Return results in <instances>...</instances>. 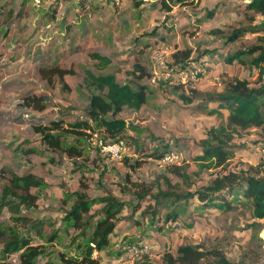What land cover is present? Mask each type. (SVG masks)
Returning <instances> with one entry per match:
<instances>
[{
	"label": "rangeland",
	"instance_id": "obj_1",
	"mask_svg": "<svg viewBox=\"0 0 264 264\" xmlns=\"http://www.w3.org/2000/svg\"><path fill=\"white\" fill-rule=\"evenodd\" d=\"M79 1L0 0V189L11 173L37 169L43 174L46 188L38 191L35 205L22 212L42 220L45 235L55 230L59 236L48 247L54 250V261L58 250L67 249L69 240L62 232V217L74 202L76 191L88 198L113 196L122 204L111 234L112 244L98 253L99 264H164L163 253L176 254L181 244L216 249L230 261L243 258L246 264H264V236L258 232V237L250 239L252 231L245 227L250 222L264 224V219L251 217L249 201L239 196L237 189L231 194L224 191L228 204L189 197L185 211L174 221H164L166 207L157 205L156 225L161 230L155 234H150L149 212L144 211L148 203L152 204L158 187L193 192L202 190L214 177L211 170L197 171L193 157L200 153L198 140L207 129L224 122L225 112L210 114L201 104L208 105L205 96L221 92L232 78L225 63L215 57L262 44L259 38L264 32L241 31L254 26L260 17L251 21L246 17L251 12H220L222 6L236 0H185L184 5L171 9L163 7L159 0ZM216 13L220 14L217 20ZM206 20L209 25H203ZM214 29L218 32L213 33ZM234 30L240 32L229 40ZM175 46L192 49V66L200 70L197 77L182 80L175 75L151 81L152 71L159 66L154 54L161 55L167 64L168 53ZM93 52L109 57L111 63L98 69L97 61L90 57ZM134 60L141 62L147 72L138 81L124 74ZM54 66L74 71V91L60 90L56 77L48 71ZM86 71L115 73L122 80L147 87L148 100L140 109L124 108L119 114L130 136L121 155L126 160L107 158L87 137L76 142L73 135H68L66 141L76 142L82 153L78 157L66 155L48 147L34 129L51 119L69 127L86 117L85 95L89 90L82 85ZM243 76L251 86H264V71L259 77L258 69L250 64L244 66ZM192 90L198 95L190 103L178 98L180 92L190 95ZM214 106L211 103L208 108ZM242 134L232 137L234 157L230 166H264V131L251 127ZM165 148L177 154V163L188 165L186 181L152 155L154 150ZM135 159L142 163L130 169L128 164ZM142 187L149 188V195L141 199L137 192ZM0 220L12 223L6 208L1 210ZM19 230L32 236V244L43 242L33 231L22 227ZM144 240L150 246L141 252L145 254L143 258L139 251H120L117 246ZM207 259L213 260V255L202 259V264H207ZM7 263L19 264L18 253L0 256V264Z\"/></svg>",
	"mask_w": 264,
	"mask_h": 264
},
{
	"label": "trees",
	"instance_id": "obj_2",
	"mask_svg": "<svg viewBox=\"0 0 264 264\" xmlns=\"http://www.w3.org/2000/svg\"><path fill=\"white\" fill-rule=\"evenodd\" d=\"M81 1L83 0H80L79 4H82ZM159 1L167 9L186 3L185 0ZM220 12L236 15L251 12L246 16L249 20L253 21L257 16L260 17V20L254 26L242 28L241 31L248 29L251 32H264V0L230 1L222 6ZM214 16V19L217 20L220 14L216 13ZM203 25H209L208 20L204 21ZM212 32L216 33L218 30L214 29ZM239 32L234 30L229 40L235 38ZM259 39L262 41L260 45L247 46L232 54L225 52L221 57H215L217 61L225 63L226 70L232 78L224 84L221 92L205 96L208 105L215 103L213 108H208L206 103L201 105L210 114L220 115L221 112H225L224 122L206 130L204 137L197 142L200 153L193 157L197 163V171L211 170L214 177L202 190L196 189L193 192H176L173 188L163 190L158 187L155 196L152 197V204L148 203L145 207L148 208L144 210L149 212L150 234L159 233L161 230L160 226L156 225L158 210L155 207L157 205L166 207L162 217L164 221H174L180 213L185 211L184 205L189 197H194L200 202L217 199L228 204L229 201L225 200L224 191L231 194L233 189H237L238 195L249 201L253 219H264L263 166L239 167L237 165L231 167L229 164L234 157L231 148L233 136H241L251 127H259L264 131V86H251L249 80L243 76L246 64L258 69V76L264 71V36ZM191 52L192 49L189 47L175 46L168 53L169 62L167 64L175 68L192 67L194 60H190ZM246 56H248L247 60L244 58ZM90 57L97 61L98 69H103L111 63L109 57L97 52L90 53ZM126 61H123V66ZM48 71L56 77L61 91H74L75 74L71 68L54 66L49 67ZM124 74L132 76L135 81L147 76L141 62L136 60L130 63L129 70H124ZM82 85L87 91L89 90L85 95L87 104L84 113L86 117L70 123L69 127L63 126L61 120L55 119L49 120L46 124L35 126L34 129L39 133L41 140L48 147L74 157H78L82 153L76 142H79L83 137H87L89 142L93 136H98L103 142L114 143L122 140L125 145L129 144L128 137L130 136L127 134V123L119 117V114L124 108L140 109L148 100L147 87L138 82L122 80L115 73H94L91 71L84 72ZM196 95L198 93L192 90L190 95L180 92L178 98L188 104ZM37 109H42V106ZM68 135L77 137L76 142H67ZM96 151L99 152L98 147ZM169 151L168 148L156 149L152 155L159 160ZM100 154L110 158L108 153ZM1 155L0 150V158ZM120 159L126 160L123 157ZM141 163L140 160L135 159L134 163L128 164V166L130 169H135ZM180 163L174 162L165 165H170L173 175L186 181L189 177L186 172L188 165L184 162ZM165 180L168 182L167 178ZM170 183L169 181L168 184L171 185ZM46 186L43 174L37 169H29L23 174L11 173L7 182L1 187L0 213L3 208H6L12 223L0 220V256L5 257L17 252L19 264H99L98 253L106 250L112 244L111 234L116 228L122 204L113 196L88 198L83 192L75 191V200L62 217V232L69 240L65 246L67 249L65 251L58 250L54 261V250L48 247L52 241L58 240L59 236L55 230L50 235H45L42 220L36 221L28 215V212H22L35 205L38 191ZM146 195H149V188L142 187L140 192H137V196L141 199ZM163 201H168V203L164 204ZM149 208L150 210H148ZM20 227L33 231L34 236L41 238L43 242L32 244V236L23 234L19 230ZM245 227L252 231L250 239L258 237V232L264 236V224L261 222H250ZM139 242L127 243L126 247H123L121 242L117 246L120 247V251L122 248L127 251L133 245L150 246L146 240ZM209 254L213 255V260L207 259V264H246L243 258L230 261L218 250H205L197 244H181L177 247L176 254L164 252L162 262L164 264H202V259ZM144 256L145 254H141L142 258Z\"/></svg>",
	"mask_w": 264,
	"mask_h": 264
},
{
	"label": "built area",
	"instance_id": "obj_3",
	"mask_svg": "<svg viewBox=\"0 0 264 264\" xmlns=\"http://www.w3.org/2000/svg\"><path fill=\"white\" fill-rule=\"evenodd\" d=\"M37 3L40 0H35ZM114 3H118L120 0H111ZM154 60L159 64V66H157L153 71H152V75L150 77L151 81H164L170 78L175 77V75L179 78H181L182 80L185 79H194L197 77L198 72L200 71L198 68H193L190 66H186V67H172L169 66L168 64L164 63V61L161 58V55H159L158 53H155L153 56ZM93 143V145L97 148H99V152L100 153H105V154H109L111 159H120L122 156V152H124V150H126V146L124 144V141L120 140L114 143H107V142H103L101 138H99L98 136H93L91 139V144ZM178 156L176 153L174 152H168L167 154H165L161 159H159V162L163 163V164H168V163H174L176 162ZM264 169V166H263ZM143 247V248H142ZM139 248V249H138ZM147 246L143 245L141 247L138 246H130L127 250H130L131 253L134 252L135 254L138 253V251L140 252V254H142L141 252L146 249Z\"/></svg>",
	"mask_w": 264,
	"mask_h": 264
}]
</instances>
